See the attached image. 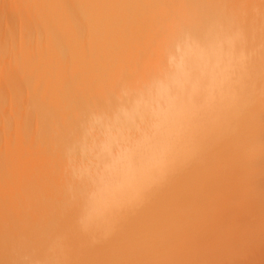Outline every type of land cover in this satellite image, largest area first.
<instances>
[{"label":"bare ground","instance_id":"1","mask_svg":"<svg viewBox=\"0 0 264 264\" xmlns=\"http://www.w3.org/2000/svg\"><path fill=\"white\" fill-rule=\"evenodd\" d=\"M223 10L264 46V0H0V264L20 236L68 231L59 264H264V48L234 130L107 241L61 214V140L121 79L147 74L173 25Z\"/></svg>","mask_w":264,"mask_h":264},{"label":"clouds","instance_id":"2","mask_svg":"<svg viewBox=\"0 0 264 264\" xmlns=\"http://www.w3.org/2000/svg\"><path fill=\"white\" fill-rule=\"evenodd\" d=\"M262 45L234 14L191 13L166 36L151 70L121 79L77 113L61 140V214L90 246L156 192L202 162L234 130L246 106ZM68 231L53 226L38 243L20 236L13 264H59Z\"/></svg>","mask_w":264,"mask_h":264}]
</instances>
